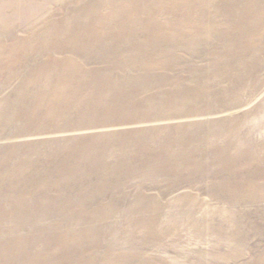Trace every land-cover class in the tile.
Returning a JSON list of instances; mask_svg holds the SVG:
<instances>
[{
  "label": "rangeland",
  "instance_id": "374dc122",
  "mask_svg": "<svg viewBox=\"0 0 264 264\" xmlns=\"http://www.w3.org/2000/svg\"><path fill=\"white\" fill-rule=\"evenodd\" d=\"M99 1L0 0V14H2L0 15V42L5 40V43H10L13 38L16 40L30 38L31 42L47 39L51 44L46 49L44 45L37 43L33 46L0 48V123H6L5 119H10L9 117L19 113V108L21 111L28 112L29 107L43 102L38 96H46L50 93L49 89L41 87L40 91H43L41 95L33 94L37 88L33 85L27 90L20 89L25 82L34 84L35 80H38L40 84H46L45 69L48 67L46 63L59 62L66 57L71 60V57L75 56L74 64L81 62L84 69L95 70L108 66L114 67L116 61L120 63V58L124 55L121 53L124 45L137 52L143 50L148 56L158 47L165 50L174 46L181 48L180 45L184 47V44H187V42H181L185 39L181 38L184 35H151L141 30L83 31L78 26L79 23L72 18H66V20L70 19L74 27L68 32L60 31L53 35L47 33L44 35L40 31L29 32V28L47 17L65 19L69 12L84 8L89 9V15L92 14V9L107 13L108 8L101 5ZM228 1H230L229 8L226 7V2L218 1L216 3L218 10L224 5L223 9L231 12L228 17H241L238 10L242 0ZM252 2H259L260 5L264 0H252ZM185 6L187 9L176 17H208L207 15L199 16L200 12L193 14L196 8L193 4H185ZM171 7L175 8V5L172 4ZM196 9L200 11V8ZM185 11L188 13H184ZM41 26L39 24L38 28ZM191 36L193 34L187 37ZM160 40L162 41L159 45ZM171 42L174 43L171 44ZM157 45L159 46L155 47ZM201 48V46L198 47L194 57L197 62L191 61L188 56V62L183 59L174 66V69L189 72L192 66H196L195 72L202 76L188 78L182 82H171L167 94L161 90L163 85L150 84V82L151 92L140 100L123 96V94L115 97L112 94L110 98L108 97L110 94H105L102 99L99 93L86 94L90 102L94 100L103 107H114L121 103L130 105L141 102L138 106L147 104L153 108L149 111L151 119L156 121L173 116H189L201 111V113L220 111L226 109V106H233L230 97L227 98L220 93L194 95L187 92L188 90L199 91L207 85L215 91L220 85H224L217 79L208 80L204 77L210 61H205L206 53ZM78 49H82L79 55L74 53ZM183 49L185 51H182L186 53L187 50ZM157 56L161 58V55L157 54ZM124 59L127 60L123 64L132 66L144 63V59L139 56L133 59L127 56ZM61 69L62 66L56 68L59 71ZM36 76L40 77L36 78ZM54 80L58 82V79ZM98 81L88 80L83 84L69 83V86L70 88L83 86L85 89H98L107 84L104 81L101 83ZM109 84L113 87L112 82ZM132 84L121 83L115 86L127 88ZM57 88L61 90L59 85ZM57 88L53 87L51 91L56 92ZM110 89L113 92V88ZM57 95L61 96V94ZM64 95L67 96L65 101L74 97ZM91 96L100 97L91 98ZM164 103L169 106H163ZM260 107H262L261 110H258ZM78 114L80 110L69 113V116ZM83 114L95 116L91 109L83 111ZM221 114V117L216 114H204L195 118L162 120L137 126L98 130L102 133L104 131L127 135L128 140H131L128 135L138 134L135 137L137 147L131 150V156L127 155L123 148H114L122 145L119 140L111 143L113 156L105 158L94 154L95 145L90 141L76 142L74 140L96 134L97 131L94 130L58 135L57 137H69L71 140L65 142L63 148L54 144L52 146L54 156L49 153L48 158L45 157L47 162H39L28 172L18 165L19 171L27 173L11 180L14 181L12 185L17 187L16 190L7 191L4 182L0 183L2 187L0 195H4V199L11 196L29 197L32 199V206L37 207L36 203H39L37 208L30 207L13 215L11 214L14 210L9 206L5 211L0 210V264H21L23 259L20 256L21 252L33 253L35 264H49L48 255H53L56 260L62 261L61 264L70 262L73 264L75 259L73 254L63 257L54 245H51L52 248L48 249V252L44 250L46 238L55 237L52 228L60 232L73 226L78 227V231L87 233V237H82L85 250L81 257L79 255V259L82 258L85 264H89L92 261L91 257L98 254V252L87 254L92 237L95 238L97 235L94 230L102 232L100 236L98 235L101 239L99 253L113 250L115 255L125 254L123 248L114 247L117 246L113 242V230L116 228L118 232L125 233L122 234V239H132L133 242L129 243L135 244L136 250L144 252L145 258L141 260L146 264H264V197L257 202L254 197L244 194L247 188L243 187L249 186L250 191L252 187L255 189L264 187V158L253 159L244 156L253 152L264 154V94L252 101L247 99L236 113L225 111ZM115 115L124 117V120L128 117L127 113H115ZM233 116L242 119L240 127L244 135L240 139L245 138V143L242 141H240L241 144L236 143L235 150L232 147L229 148L237 157L231 161V158L223 157L222 152L229 150L227 146H231L232 143L226 138L217 136L220 130L209 132L212 135L210 137L208 123L223 117L232 120ZM194 122L204 123V127L179 131V129H186L188 124ZM22 130H24L23 126L16 121L0 128L3 137L0 140V151L10 147L25 146L32 143L28 141H42L45 138L35 136L13 141L7 139L9 136L21 134ZM158 130L163 133L162 138L170 139V136L175 134L178 141L168 144L169 146L165 148L153 142L149 150L139 147V141H145ZM183 139L187 140L183 143ZM152 140L154 141V139L150 141ZM82 153L87 156L80 158L79 155ZM239 154L244 158L243 156L240 158ZM147 158L152 159L150 161ZM159 165L163 171L159 173L150 171ZM2 170H5L3 174L9 172L8 168ZM105 170L109 172L106 174ZM24 177L28 180L25 181ZM44 180L48 181L47 185L40 186ZM10 201L11 199L7 204ZM128 220L133 222L132 225ZM141 221L143 223H139ZM163 222L166 223L162 227ZM167 230L169 232L165 233ZM152 231L154 233L161 231V235H164L162 240H157V237L152 238L153 236H150ZM241 245H243L244 253L236 256V249ZM38 253H41L39 259ZM96 257L93 259L95 264H101L100 255ZM114 260V264H143L140 260L136 262Z\"/></svg>",
  "mask_w": 264,
  "mask_h": 264
},
{
  "label": "bare ground",
  "instance_id": "6f19581e",
  "mask_svg": "<svg viewBox=\"0 0 264 264\" xmlns=\"http://www.w3.org/2000/svg\"><path fill=\"white\" fill-rule=\"evenodd\" d=\"M218 1L226 2V7L229 8L228 4H230V1L228 0H100L99 3L108 8L107 13H101L92 9V14L89 15V9L84 8L78 11L69 12L65 19H62L61 17H47L40 23L29 28V32L36 31L38 33L40 31L43 32V34L47 33L48 35H53L54 33L60 31L68 32L71 29H74V27L71 24L70 19L66 20V18H72L77 23H79L78 26L81 27V30L83 29V31L92 30L93 32H104L112 30L114 32H131L132 30H141L145 33L149 32L151 35H184L181 36V38L183 37L185 39H182L181 42H187V44H184V47L180 45L181 48L174 46V48L164 50L163 48L158 47L162 41L160 40L159 45L155 46L158 48L153 52H150V55H148L149 57L143 50H139L137 52L130 48L128 49V46L124 45L121 49V53L124 55L120 58V63L116 61V66L114 67L108 66L106 68H97L95 70L84 69L81 62L79 64H74V60L76 59L75 56L71 57V60L66 57V59H62L59 62L51 61L46 63V65H48L47 69H45L47 72V75L45 76L46 84H40L38 80H35L34 84L25 82L20 89L27 90L32 87L31 85H33L37 86L35 89L36 92L33 94L41 95L43 92L40 91L41 87L49 89L50 93L46 96L42 95L44 98H42V96H38L43 100V102L29 107L28 112H24V110L21 111L19 108V113L15 114L13 117H9L10 119H5L7 120L6 123H0V128L10 124L13 121H16L21 126H23L24 130L21 131V134L7 137V139L11 141L17 140L18 138L30 139L35 136L45 137L42 141H28L32 143L25 146L10 147L5 151H0V183L4 182L3 184L5 185L6 190L14 191L17 189L16 186L12 185L14 181L11 180H13L14 177L24 176L29 169H31L33 166H37L39 162H47L49 153L54 156L55 153L52 151V146L54 144H58L61 148H63L65 147V142L71 140L69 137H57L58 135L69 132L83 133L85 131L87 132L94 130L97 131L96 134L87 135L86 137L83 136L74 140L76 142L90 141V143L95 145L94 154L101 155L102 158L113 156V145L111 143L114 142V140H119L122 142V145L115 146L114 148H123L126 150L127 155L131 156V150L137 147L135 146V137L138 134L128 135L131 137V140H128L127 135L113 132L107 133L104 131L102 133L98 132V130L119 126H137L147 123L161 122L162 120H177L179 118L185 119L188 117L195 118L204 114H216L218 117H221V113L225 111H235L236 113V111L242 108L247 99L252 101L258 96L264 94V2L263 4L259 5V2L253 3L252 0H242L240 9L238 10L241 17H228V15L230 16L231 12L223 9L225 8L224 5H222L223 8L218 10L216 7V3ZM172 4L175 5V8L171 7ZM185 4H193L196 8H200V11H197L195 8L193 10V14L200 12L199 16L207 15L208 17H176L179 13L187 9ZM208 8H210L209 11ZM184 13H188V11H185ZM162 15L167 17H160ZM39 24L42 26L38 28ZM193 32H195V34ZM190 34H193V36L187 37ZM46 40L31 42L30 38H21L17 40L13 38L10 43H5V40L1 41L0 48L33 46L34 43H37L38 45H44V48L46 49L51 45L48 40ZM173 43L174 42H171V44ZM175 43H177V41ZM199 46H201V50L206 53L205 61H210L208 64V71H206L204 77L208 80L217 79L219 80V83L224 85H220V87L215 91H213V89L209 88L210 86L208 87L207 85L205 88H202L199 91L188 90L187 92L194 95L207 94L209 92L220 93L226 95L225 97L227 98L230 97L229 99L233 106H226V109H222L220 111L216 110L213 112L203 113H201V111L200 113L196 114L192 113L189 116H173L163 119L160 118L158 121H156L155 119H151V113L149 112L152 111L151 109L153 108L147 104L138 106L141 102L130 105L121 103L119 105H115L114 107H103L94 100L90 102L88 97L89 93L93 95L95 93H99L102 95V97L91 96V98L100 97V99H102L103 95L105 94H110L108 95L109 98L112 97V94L114 97L123 94V96H131L137 100L143 99L144 95L151 92L149 82L150 84L155 83L163 85L161 90L167 94L168 90L170 89L171 82H182L188 80V78L201 77L202 75H200V73L195 72L197 69L196 66H192L191 71L189 72L174 69V66L183 59L185 62H188V56L191 61L197 62L194 60V57L198 52ZM205 46L209 48H206ZM183 48L187 50L186 53L182 51L184 50ZM81 50L82 49H78L77 52L74 53L79 55ZM157 54L161 55V58H159ZM127 56L131 57V59L139 56L144 59V63L142 65L133 64V66L130 64H123V62L127 60L124 59ZM170 57L173 58L171 59ZM65 65L70 66L65 67ZM59 66H62L60 71L56 70V68ZM39 77L40 76H36V78ZM54 79H58V82H55ZM74 80L78 81L75 83L73 82ZM88 80H99V83L104 81L107 84L106 86H101V88L98 89H85L83 86H75L74 88H70L69 86V83L83 84ZM111 82L113 83V87L111 84H109ZM121 83L133 84L127 88L115 86L116 84ZM250 83L252 84L250 85ZM58 85L61 87V90L57 88ZM51 87H54L55 89L57 88V91H51L53 90ZM110 88H113V92ZM152 93H154V91H152ZM57 94H61V96ZM64 94L73 95L74 97L69 99V101H65L67 100V96ZM137 96L139 98H136ZM163 106L169 105L164 103ZM261 108L262 107H260L258 110H261ZM88 109H91L95 116L84 115L83 111H87ZM79 110L80 114L76 116H69V113ZM115 113H127V120H124V117L116 116ZM241 122L242 119L238 118V116H233L232 120L223 117L218 121L212 122L210 124L208 123V125H210L208 134H210L211 137L212 135L209 132H216L220 130L218 131L219 134L217 136L226 138L228 142L232 143L231 146H227L228 149H231L232 147L235 150L237 148L236 143H245V138L240 139V137L244 135L240 127ZM186 127V129H179V131L181 132V130L185 131L190 129L195 130L198 127H204V123L194 122L188 124ZM233 133L235 135H232ZM162 136L163 133H161V130H158L157 133H153L145 141H139V147L143 150H149L151 142H153L158 143L161 148H165V146H169L175 141H178V138L175 136V134H172L170 139L162 138ZM2 138V132L0 131V140ZM151 139H154V141H150ZM184 140L187 139H183V143ZM40 142L48 143L46 145H40ZM230 149L222 152V154L223 157L231 158L230 160L232 161L233 158L237 157L231 153ZM82 152L85 153V151ZM83 153L79 155L80 158L87 156ZM91 153H93V151H91ZM260 153L261 152H253L252 154L249 153L245 154L244 156L246 158L253 159L257 157L264 158V154ZM57 154L59 155L60 153ZM242 156L243 155H241L240 158H242ZM147 159H150L151 161L152 158ZM18 165L21 169L27 172L25 173L19 171ZM5 168H8L9 172L3 174L2 172L5 170L2 169ZM161 170L162 169H160L159 165L150 171H152V173H159ZM108 172L106 170L104 171L106 174ZM24 179L25 181L28 180L26 177H24ZM19 183L20 182H18V184ZM47 183L48 181L44 180L41 182L40 186L47 185ZM243 187L244 189L247 188V192H244V194H246L248 197H254L257 199V202L263 199L264 187L259 189L252 187L251 191L249 186ZM0 189H2L1 186ZM3 197L4 195H0V210L5 211L9 206L14 210L11 215L14 213L23 212V210H26L30 207H34L31 203L32 199L29 197L11 196L6 199ZM10 199V203L7 204L8 200ZM38 204L39 203H36L37 207L39 206ZM205 214L207 215V213ZM132 223V221H129V224L132 225ZM139 223L143 222L141 221ZM165 223L166 222L161 223V226L163 227ZM197 224H199V222H197ZM54 229L55 228H52L53 231H51L54 233L55 237L46 238V241L44 239V250L48 252V249L52 248L51 245H54V247H57L60 250V254H62L63 257H68V254H73L75 256L73 264H85L82 261V258L79 259V255L81 257L82 252L85 250L82 237H87V233L78 231V227L76 226H73L70 229L67 228L60 232L55 231ZM94 232L97 235L95 238L92 237L89 245L90 250H88L87 254L98 252V254H95L94 257H96V255H100L101 264H114V259H123L125 261L129 260L130 262H136L140 260L143 264H146L141 260V258H145L144 252L142 250H136L135 244L129 243L130 241L133 242V240H124V238L122 239V234H125L124 232H118L117 228L113 230V242L117 244V246L114 247L117 249L123 248L125 251V254L120 253L119 256L115 255L116 253L113 250H107L102 254L99 253L101 239L98 238V235L102 232L97 230H94ZM167 232L169 231L167 230L165 233ZM150 236H153L152 238L157 237V240L161 241L163 238L162 236L164 235H161V231L160 233H154V231H152ZM242 248L243 245L237 247L235 253L236 256L244 253ZM39 254L41 256V253H38V259ZM20 256L23 258L21 260V264H35V255L33 253L21 252ZM94 257H91L92 261L89 264H95V261L93 260ZM48 259H50L49 264L62 263V261L56 260L53 255H48ZM69 264H71V262Z\"/></svg>",
  "mask_w": 264,
  "mask_h": 264
}]
</instances>
